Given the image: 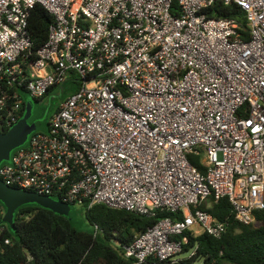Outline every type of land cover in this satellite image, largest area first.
<instances>
[{
  "label": "built area",
  "instance_id": "2783aa9c",
  "mask_svg": "<svg viewBox=\"0 0 264 264\" xmlns=\"http://www.w3.org/2000/svg\"><path fill=\"white\" fill-rule=\"evenodd\" d=\"M222 3L239 24L204 10ZM53 16L35 52L29 19ZM76 73L78 90L46 133L0 166L5 185L91 209L165 218L124 248L135 264H185L227 220L202 206L227 199L235 219L264 210V0H0V131L19 122L25 95L43 100ZM190 155L202 157L204 170ZM0 203V218L5 215ZM6 224L0 223V237ZM11 245V239L4 240ZM24 264H37L27 254ZM195 264V263H194Z\"/></svg>",
  "mask_w": 264,
  "mask_h": 264
},
{
  "label": "trees",
  "instance_id": "16d2710c",
  "mask_svg": "<svg viewBox=\"0 0 264 264\" xmlns=\"http://www.w3.org/2000/svg\"><path fill=\"white\" fill-rule=\"evenodd\" d=\"M204 12L211 18L236 21L239 34L234 39L249 40L246 14L239 6L218 3ZM53 21V16L41 5L32 10L28 30L34 44L33 52L36 53L48 40ZM189 160L204 170L202 157L190 155ZM202 208L216 219L227 220L229 227L219 239L206 233L194 239L188 234L191 242L184 250L189 251L196 245L198 249L185 264H194L198 260H203V264H264V210L256 212L255 224L244 225L235 219L227 199L216 203L211 198ZM85 218L92 226L90 231H80L69 218L36 205L19 208L15 215L16 232L6 225L0 237V264H24L27 254L37 264H135L134 258L124 255V248L131 246L137 236L162 219L180 220L182 213L157 210L153 216H143L97 205L85 209ZM5 239H11L12 244L6 245Z\"/></svg>",
  "mask_w": 264,
  "mask_h": 264
},
{
  "label": "water",
  "instance_id": "95a60500",
  "mask_svg": "<svg viewBox=\"0 0 264 264\" xmlns=\"http://www.w3.org/2000/svg\"><path fill=\"white\" fill-rule=\"evenodd\" d=\"M36 101L30 99L26 103L23 117L13 125L7 132L0 131V166L4 162H10L11 155L16 149L26 145L32 134L30 119L34 115ZM0 203L5 207V215L2 224L9 226L10 230L16 232L15 215L19 208L25 205H36L47 209L56 215L64 216L72 220L71 206L53 197L39 195L21 189L9 187L0 178Z\"/></svg>",
  "mask_w": 264,
  "mask_h": 264
},
{
  "label": "rangeland",
  "instance_id": "374dc122",
  "mask_svg": "<svg viewBox=\"0 0 264 264\" xmlns=\"http://www.w3.org/2000/svg\"><path fill=\"white\" fill-rule=\"evenodd\" d=\"M68 76V80H66L63 85L53 88L43 101H40L38 106L35 107L34 115L30 119L31 136L33 134L46 133L50 119L54 115V106L66 101L71 94L77 91L78 84L76 82V73L69 72ZM24 98L27 102L31 99L29 95H25ZM70 216L72 218V224L76 229L80 231L92 230V226L85 218L84 208L72 206ZM195 264H203V260H198Z\"/></svg>",
  "mask_w": 264,
  "mask_h": 264
},
{
  "label": "flooded vegetation",
  "instance_id": "af4514ba",
  "mask_svg": "<svg viewBox=\"0 0 264 264\" xmlns=\"http://www.w3.org/2000/svg\"><path fill=\"white\" fill-rule=\"evenodd\" d=\"M35 101H36V103H35V107H36V106H38V104L40 103V101H38V100H35ZM42 101H43V100H41V102H42ZM59 105H62V103H60V104L54 106V113H55V109H56L57 106H59ZM35 107H34V110H35Z\"/></svg>",
  "mask_w": 264,
  "mask_h": 264
}]
</instances>
